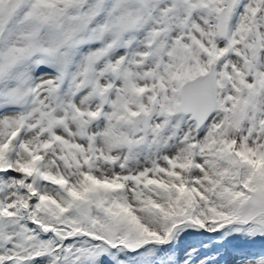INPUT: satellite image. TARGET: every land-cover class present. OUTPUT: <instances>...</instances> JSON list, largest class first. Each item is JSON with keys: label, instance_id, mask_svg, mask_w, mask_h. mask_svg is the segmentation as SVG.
I'll use <instances>...</instances> for the list:
<instances>
[{"label": "snow or ice", "instance_id": "snow-or-ice-1", "mask_svg": "<svg viewBox=\"0 0 264 264\" xmlns=\"http://www.w3.org/2000/svg\"><path fill=\"white\" fill-rule=\"evenodd\" d=\"M0 264H264V0H0Z\"/></svg>", "mask_w": 264, "mask_h": 264}]
</instances>
